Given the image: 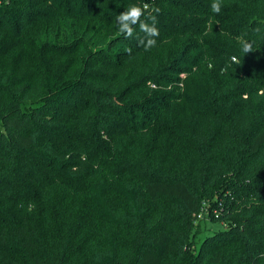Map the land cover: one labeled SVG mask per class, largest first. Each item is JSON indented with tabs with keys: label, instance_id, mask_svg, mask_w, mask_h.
Masks as SVG:
<instances>
[{
	"label": "trees",
	"instance_id": "trees-1",
	"mask_svg": "<svg viewBox=\"0 0 264 264\" xmlns=\"http://www.w3.org/2000/svg\"><path fill=\"white\" fill-rule=\"evenodd\" d=\"M213 2L0 0V264H264V0Z\"/></svg>",
	"mask_w": 264,
	"mask_h": 264
},
{
	"label": "clouds",
	"instance_id": "clouds-1",
	"mask_svg": "<svg viewBox=\"0 0 264 264\" xmlns=\"http://www.w3.org/2000/svg\"><path fill=\"white\" fill-rule=\"evenodd\" d=\"M148 5L145 4L143 8L139 6H131L126 11L121 12L119 15H116L115 20L118 25L119 33L124 35L125 38H130L133 36V27L131 25H136L139 22V28L146 34V42L145 39H138V44L143 45L145 50H148L152 47H155L156 40L154 37L159 35V31L156 24V17L149 13L148 19L152 21V25L149 26L148 23L140 22V17L144 14V10L148 9ZM153 11L158 12L159 9H153ZM211 11L213 13H219L221 11V4L216 0L211 4ZM129 51H131L129 49ZM243 51L248 53L251 52V46L248 44L243 45ZM235 59V58H234Z\"/></svg>",
	"mask_w": 264,
	"mask_h": 264
},
{
	"label": "rangeland",
	"instance_id": "rangeland-1",
	"mask_svg": "<svg viewBox=\"0 0 264 264\" xmlns=\"http://www.w3.org/2000/svg\"><path fill=\"white\" fill-rule=\"evenodd\" d=\"M205 214L206 213H203V214L201 213V214L198 215L199 216L198 219L200 220V226H199V228L201 230H203V229L204 230L205 229L207 230V231H204V233L202 235H200V238L201 239L204 237V235L210 234V233H212L213 230L218 229V228L221 227V223L219 224V223L210 222L207 219V217L205 216Z\"/></svg>",
	"mask_w": 264,
	"mask_h": 264
}]
</instances>
